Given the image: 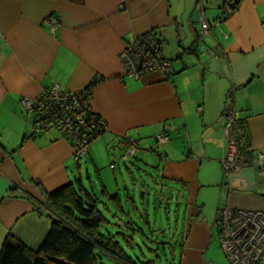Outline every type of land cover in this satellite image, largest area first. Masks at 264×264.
<instances>
[{
  "label": "crops",
  "instance_id": "0c3cea01",
  "mask_svg": "<svg viewBox=\"0 0 264 264\" xmlns=\"http://www.w3.org/2000/svg\"><path fill=\"white\" fill-rule=\"evenodd\" d=\"M227 2L0 0V249L8 235L38 249L51 225L38 208L45 202L42 188L53 191L76 173L70 139L56 127L32 134L34 115L22 98L56 83L74 91L92 83L90 106L106 129L92 139L99 142L87 155L96 161L107 142L123 160L122 146L132 138L151 151H158L154 140L163 144L158 170L182 184L191 203L182 233L174 235L175 259L179 254L180 264H224L218 244L212 246L219 210L264 207V175L257 171L264 155V0H240L225 15ZM51 15L58 20L55 29L46 21ZM152 31L164 52L168 37L178 38L171 56L165 53L173 70L168 77L129 74L121 53L135 36ZM193 84L199 92L187 90ZM230 116L240 121L251 153L228 173L222 158ZM161 133L168 134L166 142L157 141ZM181 138L190 140L188 152L177 148ZM206 186L220 187L217 225L205 212L212 208L207 199L201 209L195 197Z\"/></svg>",
  "mask_w": 264,
  "mask_h": 264
},
{
  "label": "rangeland",
  "instance_id": "374dc122",
  "mask_svg": "<svg viewBox=\"0 0 264 264\" xmlns=\"http://www.w3.org/2000/svg\"><path fill=\"white\" fill-rule=\"evenodd\" d=\"M176 45H178V38L174 36L168 37L167 41L164 43L167 56H171L169 51L172 49L175 50ZM178 62L180 63L179 59L173 61V63L179 65ZM187 90L197 93L200 91V88L193 84L191 88L188 87ZM33 126L34 124L32 128ZM179 140L180 142H178L179 146H177V148L188 152L190 140H183V138ZM95 142H99V140L90 141L91 148ZM143 142L145 143V140H143ZM142 145L143 144H141V148L137 146L138 156L135 157L137 154L129 156L127 158L129 160H127L125 164L126 159L122 158L123 160H119L118 158L121 156L118 147L110 146L107 142L103 143L96 161L92 160L88 155V157L85 156L80 160L79 163L75 159L74 171L76 173L72 180L75 184L81 181L88 187L94 186L93 188L97 191L101 200L100 208L110 219V222L106 223V226L112 232L117 233V231L122 230L127 234L133 233L134 239L131 241L133 242L134 248L125 244V241L122 242L130 253L133 255L135 253L141 254L143 251L147 257L155 258V260L157 259V264H169V260H172L174 254L169 248L174 244V239H172V237L174 234L178 235L182 233L186 223L188 208L191 205L188 200L189 193L185 194L182 184L179 185L178 181L163 178L158 170V152L161 153L164 151V145L154 140L153 146L158 151L147 149L149 146L142 148ZM227 146L228 140L225 151L223 152L224 156L222 158V163L227 154ZM122 149L126 152L127 146H122ZM112 161L117 164L116 168L110 165ZM209 166L215 167L213 164ZM257 171L259 172V166ZM103 184H105L112 193L120 192L125 210L129 211V214H125L121 210H116L113 205L110 206L109 204L108 207L104 205L106 201L109 203L110 201L108 200L109 198L102 193ZM219 188L220 187L214 188L206 186L201 190L200 195L195 196L198 198V207L201 209L203 207L202 203L204 205L205 199H207V206L210 205L212 208H208L205 212L215 224L216 218L214 216L216 215L218 206L215 204L214 200L219 197ZM213 189H217L214 197L210 193ZM130 196L135 197L134 202H132ZM221 196H225L226 198L227 194H222ZM194 206L191 207V210L197 212V207ZM213 208H215V210ZM116 212H118V216L115 214ZM129 226L133 228H137L138 226L143 227L145 234L139 229H133ZM214 228V243H212V246L218 244V249L222 255L224 264H230L220 244L218 227ZM157 237H159V241L165 240L172 242V244H166L165 251L162 250L163 244H159L161 250L159 249L158 256L149 247L157 246ZM103 260L105 264H118L110 257H104ZM175 264H180L179 254H177Z\"/></svg>",
  "mask_w": 264,
  "mask_h": 264
},
{
  "label": "built area",
  "instance_id": "2783aa9c",
  "mask_svg": "<svg viewBox=\"0 0 264 264\" xmlns=\"http://www.w3.org/2000/svg\"><path fill=\"white\" fill-rule=\"evenodd\" d=\"M231 1L225 7V15L232 12ZM55 29L57 18L53 15L46 19ZM209 23L203 20V29L207 30ZM121 58L129 74L136 77L151 71H159L168 77L173 70L172 61L166 57L163 42L155 32H146L129 42L121 53ZM90 89L82 91L66 90L59 84L45 88L35 98L24 97L22 104L28 111L33 112L34 126L32 134L47 130L51 127L59 128L68 137L73 147L77 162L82 160L90 148V141L103 131L105 124L95 119L90 106ZM233 117L227 126L229 137L227 154L223 159L226 172L241 168L237 162V147L231 134ZM167 133L157 135L159 142H166ZM137 140H127L128 146L123 159L137 153ZM259 171L264 175V155L258 159ZM114 167V164L111 165ZM220 244L227 255L230 264H264V207L242 208L224 206L218 213Z\"/></svg>",
  "mask_w": 264,
  "mask_h": 264
},
{
  "label": "trees",
  "instance_id": "16d2710c",
  "mask_svg": "<svg viewBox=\"0 0 264 264\" xmlns=\"http://www.w3.org/2000/svg\"><path fill=\"white\" fill-rule=\"evenodd\" d=\"M239 2L240 0L230 2L233 10L237 9ZM92 85L91 83L87 88L91 89ZM94 116L97 120L101 118L95 112ZM240 128V121L233 120L231 134L237 147V159L242 166V161L244 163L249 161L251 149L248 140H245V131ZM136 145L138 146V143ZM112 164L114 162L110 165ZM102 186V193L110 201V203L106 201L104 205L106 207L109 204L113 205L116 210L129 214V211L125 210L120 192L112 193L105 184ZM93 187H88L81 181L75 184L72 180L53 191L42 188L45 202L39 203L38 208L42 214L46 212L51 219L46 236L35 250L23 241L8 235L0 249V264H105L104 257H110L118 264H157V259L147 257L143 251L141 254L133 255L122 244L125 241V244L134 248L133 233L127 234L122 230L114 233L106 226L110 219L100 208L101 200ZM130 197L134 202L135 197ZM115 214L118 216V212ZM133 229H139L145 234L143 227ZM174 235L172 237L174 244L169 247L174 254L169 264L176 263L174 248L179 244L177 243L179 239ZM156 239L157 246L149 247L158 256L159 244H163L162 250L165 251L166 244L172 242L159 241V237Z\"/></svg>",
  "mask_w": 264,
  "mask_h": 264
},
{
  "label": "water",
  "instance_id": "95a60500",
  "mask_svg": "<svg viewBox=\"0 0 264 264\" xmlns=\"http://www.w3.org/2000/svg\"><path fill=\"white\" fill-rule=\"evenodd\" d=\"M200 38H197V40H199ZM192 50H194L195 54L197 55V51H196V47H194ZM79 163V162H78Z\"/></svg>",
  "mask_w": 264,
  "mask_h": 264
}]
</instances>
